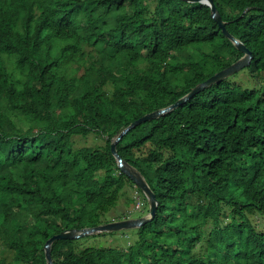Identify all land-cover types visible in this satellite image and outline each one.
I'll return each mask as SVG.
<instances>
[{
	"label": "trees",
	"instance_id": "16d2710c",
	"mask_svg": "<svg viewBox=\"0 0 264 264\" xmlns=\"http://www.w3.org/2000/svg\"><path fill=\"white\" fill-rule=\"evenodd\" d=\"M214 2L253 52L247 80L125 135L156 218L126 247L60 240L55 264H264V0ZM243 56L203 3L0 0V264H48L54 235L130 218H107L129 185L149 209L112 141Z\"/></svg>",
	"mask_w": 264,
	"mask_h": 264
},
{
	"label": "water",
	"instance_id": "95a60500",
	"mask_svg": "<svg viewBox=\"0 0 264 264\" xmlns=\"http://www.w3.org/2000/svg\"><path fill=\"white\" fill-rule=\"evenodd\" d=\"M184 1L189 3H203L208 5L212 10V17L223 29L225 35L236 45L238 50L244 53V56L234 64L227 67L226 69L216 73L207 81L198 84L195 88L191 90L189 94L182 97L174 104L159 109L157 111H154L152 113L146 114L143 117L139 118L138 120L134 121L112 141L111 149L114 157L118 162V166L120 167L122 172L125 173L131 180H133L136 186H138L144 192L149 203V213L142 218H137V219L128 218V219L113 221L96 227H88L83 229H70L54 235L52 238H50L47 241L45 245V252H46V258L48 264H55L52 253L53 245L60 240L81 239L84 237L97 235L105 232L111 233V232H120L125 230H135L153 221L156 218L159 209V200L157 198V194L152 189L147 178L143 175V173L122 157V155L118 151V143L123 139L125 135H127L137 126L145 122L158 119L162 116H165L173 112L182 105L186 104L198 93L204 91L205 89L211 87L216 83H220L228 79L229 77L233 76L242 69L250 66L254 57L253 52L247 47V45L244 42H242L234 35H232L231 32L227 29V24L223 20L214 0H184Z\"/></svg>",
	"mask_w": 264,
	"mask_h": 264
},
{
	"label": "rangeland",
	"instance_id": "374dc122",
	"mask_svg": "<svg viewBox=\"0 0 264 264\" xmlns=\"http://www.w3.org/2000/svg\"><path fill=\"white\" fill-rule=\"evenodd\" d=\"M248 71L246 69H242L241 71L234 74L233 79L237 81H246ZM98 143H101L99 141ZM139 194L137 193V190L132 185H129L127 187L119 200V203L117 207L112 210L110 214H108V219H111L114 216H117L119 213L123 215H129L132 219L142 218L147 215L148 208L146 201L142 194L141 196V208H138L139 200L137 198ZM255 223L261 230L264 231V216L258 215L254 218ZM107 233V232H105ZM103 234V233H101ZM98 235V234H97ZM93 236V235H92ZM138 237L136 230H125L117 232L115 236L110 235H103L99 237H94L86 240L84 242L85 246H94V247H103V246H109V245H118L121 244L122 246L126 247L128 244L133 243Z\"/></svg>",
	"mask_w": 264,
	"mask_h": 264
},
{
	"label": "built area",
	"instance_id": "2783aa9c",
	"mask_svg": "<svg viewBox=\"0 0 264 264\" xmlns=\"http://www.w3.org/2000/svg\"><path fill=\"white\" fill-rule=\"evenodd\" d=\"M138 198V200H139V205H138V208H141V206H142V204H141V200H140V198L139 197H137Z\"/></svg>",
	"mask_w": 264,
	"mask_h": 264
},
{
	"label": "bare ground",
	"instance_id": "6f19581e",
	"mask_svg": "<svg viewBox=\"0 0 264 264\" xmlns=\"http://www.w3.org/2000/svg\"><path fill=\"white\" fill-rule=\"evenodd\" d=\"M149 210V209H148Z\"/></svg>",
	"mask_w": 264,
	"mask_h": 264
},
{
	"label": "clouds",
	"instance_id": "9594fccd",
	"mask_svg": "<svg viewBox=\"0 0 264 264\" xmlns=\"http://www.w3.org/2000/svg\"><path fill=\"white\" fill-rule=\"evenodd\" d=\"M142 202V201H141Z\"/></svg>",
	"mask_w": 264,
	"mask_h": 264
}]
</instances>
